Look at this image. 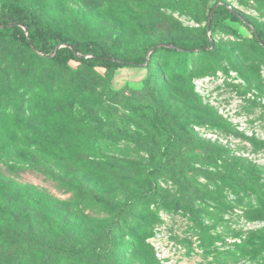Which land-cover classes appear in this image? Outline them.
<instances>
[{
    "label": "rangeland",
    "instance_id": "obj_1",
    "mask_svg": "<svg viewBox=\"0 0 264 264\" xmlns=\"http://www.w3.org/2000/svg\"><path fill=\"white\" fill-rule=\"evenodd\" d=\"M15 1L123 56L200 40L216 1L264 29V0ZM210 35L209 51L158 49L148 67L112 77L75 60L53 66L0 39V261L98 264L31 244L38 237L98 247L101 264H264V253L253 259L239 246L264 228L247 219L255 196L239 186L254 166L264 190V45L230 19ZM138 105L161 109L187 146L153 193L157 136Z\"/></svg>",
    "mask_w": 264,
    "mask_h": 264
},
{
    "label": "trees",
    "instance_id": "obj_2",
    "mask_svg": "<svg viewBox=\"0 0 264 264\" xmlns=\"http://www.w3.org/2000/svg\"><path fill=\"white\" fill-rule=\"evenodd\" d=\"M226 19L241 22L251 30L254 40L264 45V29L259 27L247 14L238 9L229 7L222 1H216L209 8L208 25L200 40L169 41L168 43L154 42L135 53L133 56H123L118 51L112 50L102 41L97 39H78L69 32L53 27L45 22L38 12L32 7L15 1H0V39L6 38L33 51L43 61L49 62L56 67L70 68V61L75 60L81 65L94 68L104 67L108 77H112L115 71L122 67H148L151 59L158 49L168 50L174 53L180 52H206L213 46L211 33L218 24ZM152 50L151 54L148 51ZM135 113L142 118L157 136L158 159L149 170L148 193H153L156 188L155 178L176 156L178 152L187 149L180 136L172 128L168 116L155 105H138L133 107ZM213 153L208 154L207 159L214 160ZM260 170L257 167H248L246 174L251 182L241 181L240 190L250 192L255 196V205L249 210L247 219L250 221H264V190L259 183ZM79 194L92 196L95 200L101 199L93 193ZM33 245H46L52 250H60L68 255L78 256L80 259H95L101 264L105 257L98 247H76L74 245H53L40 238L31 237ZM240 244L241 253L250 254L254 258L264 253V228L252 231ZM0 264H13L11 259H3Z\"/></svg>",
    "mask_w": 264,
    "mask_h": 264
}]
</instances>
